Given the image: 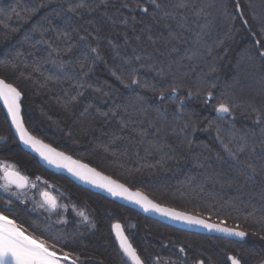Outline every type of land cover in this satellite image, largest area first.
<instances>
[{
	"label": "trees",
	"instance_id": "1",
	"mask_svg": "<svg viewBox=\"0 0 264 264\" xmlns=\"http://www.w3.org/2000/svg\"><path fill=\"white\" fill-rule=\"evenodd\" d=\"M183 2L175 19H161L150 0H0V78L21 93L32 135L161 206L248 235L238 243L175 230L47 172L18 145L0 107V167L30 183L6 191L0 171V212L79 264H128L115 223L142 264H229V255L264 264V0ZM133 75L157 89L182 80L181 111L159 91L125 87ZM188 91L203 95L188 99ZM220 102L230 114L217 113ZM35 175L53 193L62 189L60 204L84 211L92 228L80 229L71 210L60 226L36 214ZM64 229L68 243L53 235Z\"/></svg>",
	"mask_w": 264,
	"mask_h": 264
},
{
	"label": "snow or ice",
	"instance_id": "2",
	"mask_svg": "<svg viewBox=\"0 0 264 264\" xmlns=\"http://www.w3.org/2000/svg\"><path fill=\"white\" fill-rule=\"evenodd\" d=\"M150 5L153 9V17L155 18L156 16H159L161 19H175L178 15V10L187 8L188 6L183 0H180V3H173L172 0H150ZM82 6L83 5H77L76 7ZM124 6L127 7V5ZM137 7H139V5H137ZM237 10H239V5H237ZM143 11L147 13L149 9L143 8ZM201 11H203V9ZM181 18L185 19V17ZM245 23H247V21H245ZM262 31H264V26H262ZM176 36H179V34L177 33ZM257 43L259 44L260 41H257ZM92 51L96 52V49L93 48ZM259 55L264 57V52H259ZM135 59L139 60L140 57L137 56ZM162 73L163 69H161L160 74ZM81 87H83V85H81ZM125 87H142L153 92L159 91V100L161 102L165 99L176 101L179 105L176 109L177 112H180L183 108L184 101L180 100L178 97V90L184 87L182 80H177L166 88L161 87L160 89H157L156 85L149 84L147 81L141 82L138 77L133 75L130 78V84L125 85ZM165 92L170 93V95L166 97L164 95ZM194 95L200 96L203 95V93L200 91L187 92L188 99H191ZM20 98L21 93L13 87V85L6 83L4 80H0V100H3L4 106L7 108L8 114L11 116L12 124L15 126L16 131L20 136V140L24 144L32 147L35 151L39 152L41 157L47 160L49 164H54L56 167L67 168L68 171L73 173V175L86 182L95 184L97 187L106 189L108 192L112 193V195H120L124 196L126 199L133 200V202L140 204L145 211L151 210L174 220L185 221L190 225H201L209 230H215L228 235H235L241 238L245 236L243 231H235L226 227L208 224L193 216L185 215L184 213L153 204L146 197L141 196L140 193L131 194L123 185L118 184L107 177L100 176L95 169H91L87 165L72 161L70 157L65 156L63 153L56 152L47 145H43L39 140L29 135L23 126V121L20 117ZM213 99V94L211 91H208L205 96V102L207 103ZM215 110L217 113L230 114L231 107L225 102H220ZM157 111H160V109H157ZM164 111H166V109ZM261 117L262 118L257 120V123H264V111H262ZM238 150L243 152L245 149L243 146H240ZM232 158L236 159V156L232 155ZM248 167L252 168L251 165H248ZM0 171H3L4 173L3 179L5 181L4 188L6 191L12 186H15L16 188L27 186L28 178L22 176L18 172L10 171L8 166L5 165L0 167ZM252 171L255 173L254 168H252ZM42 195L45 197V205L50 210L54 211L56 209L55 198L49 197L47 193H42ZM80 215L83 216L84 214L81 213ZM85 219L87 218L85 217ZM113 227L116 230V234L120 240V247L124 253L133 260L134 264H141L140 258L136 255L135 250L127 242V238L123 236L121 226L116 224ZM181 251H183V249H181ZM69 260V253L64 252L63 250L57 252L55 244L50 246L46 240L27 234L26 229L18 225L14 219L9 218L4 212H0V264H68ZM227 260L230 261L231 264H242L241 259L235 255H229ZM71 264H76V261L72 260ZM199 264H204V262L200 261Z\"/></svg>",
	"mask_w": 264,
	"mask_h": 264
},
{
	"label": "water",
	"instance_id": "3",
	"mask_svg": "<svg viewBox=\"0 0 264 264\" xmlns=\"http://www.w3.org/2000/svg\"><path fill=\"white\" fill-rule=\"evenodd\" d=\"M0 80H2V79L0 78ZM22 99H23V97L21 95V98H20V117H21V119L23 121V118H22V105H21ZM0 107L2 108V110H3L4 114H5V117H6L7 121H8L9 127H10V131H11L13 137L15 138L16 142L18 143V145L25 152H27L28 154L32 155L37 160L38 164L43 169H45L47 172H49V173H51L53 175H56V176H63L65 178H67L68 180H70L75 186H77V187H79V188H81L83 190H86V191H89V192H91L93 194L99 195V196L105 198L106 200H108L110 202H113V203H115V204H117L119 206H122L124 208L129 209V210H132V211L140 214L144 218H147V219H150L152 221L158 222V223H160V224H162L164 226H167L169 228H172V229H175V230H179V231H183V232L190 233V234L216 237V238L230 240V241H234V242H238V243H242V242H244L247 239L248 235L246 233H245V236L243 238H241L239 236L228 235V234H225V233H222V232H217L215 230H209L207 228L202 227L201 225H195V224L190 225V224H188L185 221L174 220V219H171L170 217L163 216V215H161V214H159L157 212L151 211V210L145 211L144 208L140 204H137V203L133 202V200L126 199L124 196H120V195H112V193L108 192L106 189L101 188V187H97L95 184L86 182L85 180L80 179L79 177L73 175V173L70 172V171H68L67 168L56 167L54 164H49L47 160H45L43 157H41V155L39 154V152L35 151L32 147H30L29 145L24 144L20 140V136L17 133L15 126L12 124L11 116L8 114V110L4 106L3 100H0ZM23 126L27 130V128L24 125V122H23ZM27 132H28L29 135H31L35 139L39 140L43 145H47L49 148L54 149L56 152L63 153L65 156L70 157L72 161H76L79 164L87 165V164L83 163L82 161L77 160V159L73 158L72 156L67 155L66 153H64L62 151H59V150L55 149L54 147H52L51 145L43 142L42 140H40L37 137H35L34 135H32L28 130H27ZM87 166L89 168H91V169H95V168L90 167L89 165H87ZM95 171L98 172L100 174V176L107 177L108 179H110L112 181H115L118 184L123 185L125 188L128 189V192L129 193H131V194L140 193L141 196L146 197L153 204L159 205L158 203H156L155 201H153L151 198H149L144 193H142L140 191H137V190L130 189L126 185H124V184L120 183L119 181H116L115 179H113V178H111V177L103 174L102 172L98 171L97 169H95ZM18 189L19 190H23V189H25V187L18 188ZM159 206L160 207H163V208L172 209V208L165 207V206H161V205H159ZM172 210H175V209H172ZM175 211L181 212V211H178V210H175ZM181 213H184V212H181ZM184 214L185 215H189V216H193V217H195L197 219H200V220H203V221H205V223H208V224L217 225L219 227L229 228V227L224 226L222 224L210 222V221H208L206 219H203L201 217H198V216H195V215H192V214H187V213H184ZM116 224H119V223H115V224L112 225V235H113V239L115 241V244H116V246H117L120 254L128 262V264H134L133 260L130 257H128L124 253V251L121 249V247H120V240H119V238H118V236L116 234V230L113 227ZM119 225L121 226L123 236L127 238V242L131 245L128 237L126 236V234L124 232V229H123L122 225L121 224H119ZM229 229H233L235 231H241V230L234 229V228H229ZM134 250H135L136 255H137L136 249H134ZM69 262L71 263L70 260H69ZM228 262H229V264H231L230 261H228ZM141 264H142V262H141Z\"/></svg>",
	"mask_w": 264,
	"mask_h": 264
},
{
	"label": "rangeland",
	"instance_id": "4",
	"mask_svg": "<svg viewBox=\"0 0 264 264\" xmlns=\"http://www.w3.org/2000/svg\"><path fill=\"white\" fill-rule=\"evenodd\" d=\"M6 140V138L5 137H3V136H0V142H4ZM45 193H47V192H45ZM48 195H49V197H53L54 198V196L53 195H50V193H47ZM55 201L57 202V200L55 199ZM38 205H36V206H34L33 207V211L36 213V214H40V212L42 213V212H46L47 214H51L52 215V217H55L56 219L54 220V221H51V220H49L48 222H50L53 226H60V225H62V224H66V222H67V220H65L64 218V216H63V212H65V207H63L61 204H60V208H57V203H56V209L53 211V210H50V209H48L46 206H45V197L42 195V198L40 199V201L37 203ZM59 205V204H58ZM57 211V212H56ZM81 213H83V214H85V212L84 211H82V210H78V211H76L75 212V214H74V217L75 216H77L78 217V219H77V223L78 224H76L78 227L80 226V229H82V230H90L91 228H92V223H91V219H90V217L86 214V215H80ZM50 215V216H51ZM85 217L87 218V219H85ZM67 225V224H66ZM73 230L74 229H77L78 230V228L73 224ZM68 230L69 231H71L70 230V228H68ZM57 231V230H56ZM69 232H67L66 231V229H64L63 231H57V233L56 234H53V235H57V236H60V237H58L56 240L57 241H59V242H63V243H68L69 242V238H68V236H67V234H68ZM83 233L81 232V234L78 236V237H73V235H72V238L73 239H75V240H79V238L80 239H82L83 238V235H82Z\"/></svg>",
	"mask_w": 264,
	"mask_h": 264
},
{
	"label": "flooded vegetation",
	"instance_id": "5",
	"mask_svg": "<svg viewBox=\"0 0 264 264\" xmlns=\"http://www.w3.org/2000/svg\"><path fill=\"white\" fill-rule=\"evenodd\" d=\"M10 171H13V170H10ZM16 172V171H15ZM3 175H4V173L2 174V179H3ZM23 176V175H22ZM56 176V175H55ZM3 181H4V179H3ZM5 182V181H4ZM33 183H34V185H33V188H35V191H34V194H36V198H34V196L32 195V197H33V200H32V205L31 206H36V205H38L37 204V202H39L40 201V199L42 198V193H45V192H47V193H50V195H53L54 196V198L57 200V208H60V203L61 202H59V199H58V197L61 195V194H63V190L62 189H60V188H55V192L53 193V191H52V189L54 188V185H53V183H51L50 184V182H48L47 180H45V179H43V177H41V176H39V175H35V178H34V180H33ZM29 185H30V183H29V180H28V183H27V186L25 187V189H23V190H19L18 188H16L15 186H12V188H14L16 191H18V192H24V191H26L27 189H28V187H29ZM43 186H46L48 189L46 190L45 188H42ZM59 204V205H58ZM46 206V205H45ZM63 206V205H62ZM33 207H32V209H33ZM47 207V206H46ZM63 207H65V212H67L68 210H71V214H72V220H74V219H78V217L77 216H75L74 217V214H75V212L76 211H78L79 210V208L78 207H76V206H73V205H71V206H69V207H67V206H63ZM48 208V207H47ZM49 209V208H48ZM57 212V211H56ZM51 215V214H50ZM84 215H86V213L84 214ZM66 219V218H65ZM50 245V244H49ZM51 245H53V244H51ZM50 245V246H51ZM56 250H57V252H60L61 250L58 248V247H56ZM64 252H67V251H64ZM67 253H69V252H67ZM70 254V261H72V260H75L76 261V264H79V261H80V259H79V257L78 256H74L73 254H71V253H69ZM68 264H71L70 262H68Z\"/></svg>",
	"mask_w": 264,
	"mask_h": 264
}]
</instances>
